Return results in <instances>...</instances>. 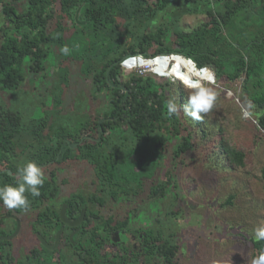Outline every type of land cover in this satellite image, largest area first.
Segmentation results:
<instances>
[{
    "label": "trees",
    "instance_id": "obj_1",
    "mask_svg": "<svg viewBox=\"0 0 264 264\" xmlns=\"http://www.w3.org/2000/svg\"><path fill=\"white\" fill-rule=\"evenodd\" d=\"M211 1L180 0L181 3L176 5L179 10L184 11L196 2L195 8L202 6L201 11L209 17L198 27L185 31L177 25L175 12L171 19L157 22L159 12L165 10L166 13L172 0H0L2 12L13 24L3 33L0 44V88L3 91L15 90L22 85L26 78L22 66L33 73L46 69L49 51H54L52 44L57 47L58 42L64 40L61 32H64L65 18L72 17L75 9L83 5L81 15L86 22L82 27L76 22L73 25L82 32L87 28L98 34L99 53L97 58L86 56V62L79 64L76 60L71 66L79 65L78 74L92 82L94 97L100 96L108 103L106 109L97 112L92 120L86 119L74 130L64 132L61 126L53 133L48 121H42L44 117L36 123L30 121L32 125L26 124L16 110L1 108L0 184L11 183V174L17 167L27 159H34L43 167L46 182L41 195H29L30 200L49 197V193L50 197L56 195L57 190L52 186L69 181L61 173L62 169L88 164L93 168L96 185L99 182L105 186H136L138 191L148 190L150 199L167 196V187L172 185L170 192L176 195L173 173L191 149V131L179 117L165 118L164 101L168 98L165 84L150 74L145 76L133 72L129 77H123L120 62L128 54L154 57L178 53L191 56L198 65L207 64L215 69L218 84L223 80L235 82L243 77L244 100H251L255 109L260 111L257 124L264 131V0H213L221 10H215ZM22 5L26 8L22 9ZM141 16L147 19L143 27L129 25V20L138 21ZM238 16H241L240 24L235 23ZM242 17H247L250 22L246 24ZM242 24L246 27L241 28ZM117 26L121 30H116ZM251 26L254 28L250 29ZM75 37L67 41L74 43ZM131 40L134 43L121 50L123 42ZM75 54L73 50L66 57L74 59ZM92 59L98 64L94 65ZM65 72V79H69V71ZM102 118L106 120L99 123ZM100 132L99 141L85 139L76 148L65 140L73 143L83 136L99 137ZM114 133L118 139L122 135L132 138L129 142H122L125 145L123 159L115 146L118 142L113 140ZM25 134H30V138L25 139ZM164 135L180 141L176 142L169 155L175 165L164 171L167 181L156 182L158 167L165 159L163 153L169 150L166 140L156 136ZM219 144L228 160L244 164L243 151L228 144L224 137L220 138ZM0 208L5 213L14 212L4 208L2 203ZM92 238L97 240L95 236ZM145 240V254L141 259L146 264H179V246L164 230L157 232L148 227ZM253 246L257 252L264 247V241L253 240ZM82 258L84 264L98 260L92 249H84ZM136 258L139 260L138 256Z\"/></svg>",
    "mask_w": 264,
    "mask_h": 264
},
{
    "label": "rangeland",
    "instance_id": "obj_2",
    "mask_svg": "<svg viewBox=\"0 0 264 264\" xmlns=\"http://www.w3.org/2000/svg\"><path fill=\"white\" fill-rule=\"evenodd\" d=\"M212 1L211 6L221 10L218 3ZM180 3V0H172L166 13L165 10L159 12L157 22L171 19L175 12L177 25L189 31L209 20L208 15L201 11L202 6L200 9L195 8L196 2L184 11L176 6ZM21 8L25 9L26 6L22 5ZM75 14L68 19L65 18L64 32H61L64 40L58 42L57 47L55 43L52 44L54 51H49L50 54L45 61L46 69L43 72L33 73L26 66H22L26 78L19 88L4 89V91L0 88V109L16 110L22 115V120L26 124H31L30 121L36 123L44 117L42 121H48L52 133L61 126L64 127V132L69 129L74 130L86 119L92 120L93 116L106 109L108 104L104 98L94 97L95 88L92 82L78 74L80 66L77 64L71 66L73 61L77 60L80 64L86 62L87 57L97 58L99 53L98 34L88 31L87 28H84V32L78 30L73 24L76 22L82 27L83 17L80 13L76 21ZM141 17L138 21L129 20V25L134 28H136L134 25L143 27L147 19L145 16ZM242 18L246 24L250 22L247 17ZM240 21L241 16L236 17L235 23L240 24ZM12 25L0 5V44L3 33ZM244 27L246 25L242 24L241 28ZM117 29L121 30L118 26ZM225 32L227 33L228 30ZM73 36L77 37L75 42H68L67 40ZM133 43L132 40L123 42L121 50L128 49ZM64 45L69 46L70 53L76 51L73 55L74 59L61 54L60 49ZM92 63L98 64L95 59H92ZM65 71H69V79H65L64 73H67ZM133 72L145 76L152 75L159 83L166 85L165 92L168 96L175 95L179 98V103H184L186 93L178 81L174 83L166 76L157 75L150 67L132 71L122 69L124 78L129 77ZM242 83L243 77L235 82L223 80L218 84L217 107L205 116L203 122L185 118L181 109L179 119L191 131L192 146L186 154L185 161L178 163L173 173L172 181L176 183L174 189L176 195L170 192L172 185L167 187L169 191L167 196H157L153 199L147 197L148 190L141 194L136 192V186H124L127 191H122L118 196L119 199H123L120 201L121 204L112 208L111 214H127L136 203H126L127 200L133 198L143 200L141 204L147 223L164 230L166 235L178 244L179 264H212L215 259L223 260L225 264H247V256L256 254L250 233L257 226L264 224V131L260 130L258 122L240 118V104L246 103L242 93ZM228 92L232 95L229 96ZM259 115H261L260 111L254 109L256 121ZM112 135L113 140L118 142L115 146L118 147L120 158L123 159L125 152L122 150L125 145L122 142H129L132 138L122 135V138L118 139L116 133ZM24 137L29 139L30 134H25ZM156 137L166 140L169 150L163 153L165 159L161 161L155 179L156 182L167 181L164 171L175 165L169 155L180 139L173 137L170 139L165 135ZM221 137H224L228 144L245 153L243 165L227 159L226 153L219 144ZM165 162L168 163L167 166ZM88 167L90 165L62 169L61 173L66 174L64 177L69 180L66 186H105L100 185L99 182L97 185L91 184L95 175L93 172L90 175L86 174ZM80 168L85 171L77 170ZM58 183L60 184V181ZM111 188L115 189L116 186L107 189ZM135 192L138 194L134 196ZM136 224H140V220H137ZM30 236L33 239L31 233ZM101 249L106 250L104 247ZM101 249L99 252L102 263L98 264H108L103 261L104 256L107 255L101 256ZM107 251L112 254L109 249ZM69 263L79 264L77 258L71 259ZM116 264L121 263L116 262Z\"/></svg>",
    "mask_w": 264,
    "mask_h": 264
},
{
    "label": "flooded vegetation",
    "instance_id": "obj_3",
    "mask_svg": "<svg viewBox=\"0 0 264 264\" xmlns=\"http://www.w3.org/2000/svg\"><path fill=\"white\" fill-rule=\"evenodd\" d=\"M77 10L82 14L83 5L74 13ZM81 22L84 25L86 20ZM85 139L99 141V137L83 136L73 143L79 144ZM92 172L93 168L88 167L86 174ZM91 182L95 185L94 179ZM67 183L52 186L57 190L52 197L49 193V197L31 200L27 211L5 213L0 208V264H71L70 260L76 258L79 264H84V249H92L98 256L96 262L87 264H98L102 263L99 249L103 247L106 250L101 249V256L107 255L103 261L108 264H146L141 255L145 254L147 229L154 228L157 232L162 229L147 223L143 200H127L126 203H136L127 214L115 215L111 214L112 208L119 207L123 199L118 196L127 191L126 187L116 186V191L108 190L110 186H66ZM136 192L142 194L137 188ZM137 220L140 224H136ZM93 236L96 241L92 240Z\"/></svg>",
    "mask_w": 264,
    "mask_h": 264
},
{
    "label": "clouds",
    "instance_id": "obj_4",
    "mask_svg": "<svg viewBox=\"0 0 264 264\" xmlns=\"http://www.w3.org/2000/svg\"><path fill=\"white\" fill-rule=\"evenodd\" d=\"M61 54L68 55L70 48L64 45L60 49ZM171 64L167 72L155 68L157 75L166 76L174 83L179 82L186 93L184 103L178 102V97L170 95L164 101L165 118L179 117L181 109L185 118L195 122H203L206 115L211 113L218 103V80L215 69L210 65H198L191 56L173 54L171 57H144L127 56L121 62V68L128 71L147 68L150 65ZM229 96L231 92L227 93ZM239 103V102H238ZM255 105L251 100L240 104V118L242 120L254 119ZM11 183L0 184V203L9 211H27L31 207V197H39L41 189L46 182V174L43 167L34 159H27L17 167ZM255 242L264 241V224L257 226L250 233ZM212 264H225L223 260L215 259ZM247 264H264V247L256 254L247 256Z\"/></svg>",
    "mask_w": 264,
    "mask_h": 264
},
{
    "label": "water",
    "instance_id": "obj_5",
    "mask_svg": "<svg viewBox=\"0 0 264 264\" xmlns=\"http://www.w3.org/2000/svg\"><path fill=\"white\" fill-rule=\"evenodd\" d=\"M79 14H80V10H77V12H76V14H75V19H76V21H78L77 19H79ZM79 23H80V21H79ZM110 70H111V67L108 69V71H107V79L109 80V73H110ZM118 87H121V88H124L123 86H118ZM128 95H129V92H128V94H127V97H128ZM106 119L105 118H102V119H100V121H99V123H102L103 121H105ZM101 139V132L99 133V140ZM77 144L76 143H70V146L71 147H75ZM9 173L11 174L12 173V171L11 170H9Z\"/></svg>",
    "mask_w": 264,
    "mask_h": 264
},
{
    "label": "bare ground",
    "instance_id": "obj_6",
    "mask_svg": "<svg viewBox=\"0 0 264 264\" xmlns=\"http://www.w3.org/2000/svg\"><path fill=\"white\" fill-rule=\"evenodd\" d=\"M161 57H163V56H161ZM170 66H171V64H160V65H150V66H148V68L150 67V69L152 68V70L154 71V69L155 68H160V71H162V72H167V71H169L170 70Z\"/></svg>",
    "mask_w": 264,
    "mask_h": 264
},
{
    "label": "built area",
    "instance_id": "obj_7",
    "mask_svg": "<svg viewBox=\"0 0 264 264\" xmlns=\"http://www.w3.org/2000/svg\"><path fill=\"white\" fill-rule=\"evenodd\" d=\"M173 54H178V53L159 54V55L154 56V57H161V56H169V57H171ZM128 56H144V55L143 54H131V55H128ZM144 57H146V56H144Z\"/></svg>",
    "mask_w": 264,
    "mask_h": 264
}]
</instances>
